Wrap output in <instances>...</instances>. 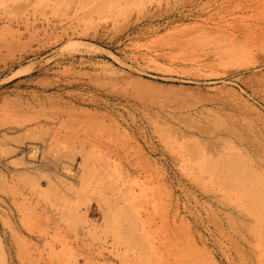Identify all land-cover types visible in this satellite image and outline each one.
Wrapping results in <instances>:
<instances>
[{"label":"rangeland","instance_id":"1","mask_svg":"<svg viewBox=\"0 0 264 264\" xmlns=\"http://www.w3.org/2000/svg\"><path fill=\"white\" fill-rule=\"evenodd\" d=\"M263 82L261 0H0V264H264Z\"/></svg>","mask_w":264,"mask_h":264},{"label":"bare ground","instance_id":"2","mask_svg":"<svg viewBox=\"0 0 264 264\" xmlns=\"http://www.w3.org/2000/svg\"><path fill=\"white\" fill-rule=\"evenodd\" d=\"M261 1H263L264 4V0ZM260 86L262 89H264V82ZM161 176L165 178L164 173L161 174ZM176 211L177 214H179L180 207H178ZM144 212L145 213L148 212V207L146 204L143 205L133 204L132 209H129L127 206H124V208H122L120 212L118 211V217H117L118 225L116 229H114L115 248L121 252L119 253L120 256H125V258L127 259H129L130 256L134 254L136 256L135 259L137 260L138 264H168L167 263L168 257L166 253L160 250V248H158L157 246H155V241H154V236L156 237L155 234L159 232V241L164 246L167 242V239H165L166 238L165 231L162 229H159L157 231L156 229L151 227L152 223L149 221V219L147 220L143 219L142 214ZM165 215L166 213L163 214V217H165ZM26 221L28 226L30 227L32 225L30 211H27ZM164 221L165 222L167 221L166 218H164ZM148 222L150 228L149 227L146 228ZM127 225L133 228H137L135 229V233H137L139 236L138 241L135 242L133 239H130L129 237L126 236V234H124L127 230L125 228ZM53 229L55 235L53 234L51 238H47L45 240V245L51 246L52 250L56 251V256H59L62 263L66 264V262L71 258H73L76 252L78 251V249H76V247L74 246V243L76 240H78V238L77 239L75 238V240H73L72 238L67 237L64 233H62L63 229L60 227V223L58 222H55ZM27 250L30 256L29 249Z\"/></svg>","mask_w":264,"mask_h":264}]
</instances>
